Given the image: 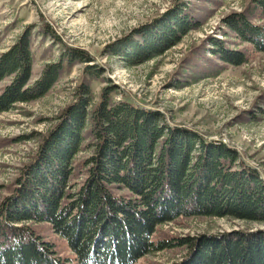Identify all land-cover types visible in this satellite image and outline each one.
Wrapping results in <instances>:
<instances>
[{"label": "trees", "instance_id": "trees-1", "mask_svg": "<svg viewBox=\"0 0 264 264\" xmlns=\"http://www.w3.org/2000/svg\"><path fill=\"white\" fill-rule=\"evenodd\" d=\"M250 2L264 18V0ZM183 12L168 13L123 40L130 51L122 56L125 65L152 61L197 29L196 20ZM224 23L242 43L264 54V25L252 23L246 13L230 14ZM32 29L0 54V84L6 82L0 115L45 97L67 67L91 61L87 52L62 45L59 59L45 64L31 83ZM154 39L159 46L153 47ZM210 46L222 62L234 67L247 62L242 51L228 49L223 41L211 38ZM85 72L98 76L102 71L87 66ZM112 89H102L95 104L82 83L42 136L36 156L21 168L0 202V264H136L148 254L179 247L185 254L175 264H264L260 172L228 145L171 125L158 110L125 96L114 100ZM84 142L89 154L77 160ZM200 216L261 227L153 241L159 226ZM44 223L65 241L69 256L35 233L32 224Z\"/></svg>", "mask_w": 264, "mask_h": 264}, {"label": "rangeland", "instance_id": "rangeland-1", "mask_svg": "<svg viewBox=\"0 0 264 264\" xmlns=\"http://www.w3.org/2000/svg\"><path fill=\"white\" fill-rule=\"evenodd\" d=\"M250 1L0 0V54L26 28L33 27L31 83L45 64L59 59L62 45L83 50L91 58L88 63L65 67L45 97L17 104L0 115V202L13 189L21 168L36 156L42 136L57 123L54 118L74 101L77 88L84 82L95 104L101 90L112 87L114 100L125 96L145 109L158 110L171 125L185 126L210 141L228 145L264 180V54L242 43L224 23L230 14L246 13L252 23L264 25V18ZM179 8H184V15L196 20L199 27L152 61L127 67L122 56L130 51L123 40ZM45 25L61 44L46 35ZM211 38L223 41L230 50L242 51L247 62L234 67L218 60L210 51ZM153 43V47L160 45L155 39ZM115 46L117 56L112 51ZM87 66L102 72L91 76L85 72ZM5 83L0 84V89ZM88 154L83 150L76 158L82 160ZM32 227L53 243L60 255H70L65 241L47 223ZM257 227L261 226L230 219L186 217L159 226L153 241ZM184 254L180 247L166 249L148 254L136 264H175Z\"/></svg>", "mask_w": 264, "mask_h": 264}]
</instances>
